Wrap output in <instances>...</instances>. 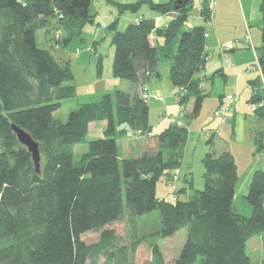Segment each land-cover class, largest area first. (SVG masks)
Returning a JSON list of instances; mask_svg holds the SVG:
<instances>
[{
  "label": "trees",
  "instance_id": "obj_1",
  "mask_svg": "<svg viewBox=\"0 0 264 264\" xmlns=\"http://www.w3.org/2000/svg\"><path fill=\"white\" fill-rule=\"evenodd\" d=\"M93 3L0 0V264H136L142 244L182 229H187V239L177 259L166 262L159 245L150 243L152 259L145 264H254L246 250L252 238L264 236V169L252 176L246 197L253 206L250 217L235 211L238 166L228 153L206 155L204 189L191 200L177 196L184 190L173 192V202L157 197L158 183L181 165L188 130L169 123L153 134L147 84L159 77V62L169 59L174 87L186 90L180 105L193 99L191 116L199 115L207 94L197 75L209 54L206 25L184 29L194 0L178 10L177 0L151 5L161 14L175 13L166 29H156L143 17L125 31L117 29L118 21L110 25L116 49L113 76L131 83V90L78 104L66 122L55 118L65 101L76 98L75 76L70 62H59L38 45L36 33L41 20L45 24L49 17L62 16L58 21L67 34L79 36L94 23ZM145 3L114 4L121 13H138ZM205 8L203 18L208 16ZM153 32L165 39L162 47L152 44ZM255 79L250 84L255 86ZM179 94L176 89V98ZM259 98L252 92L249 103ZM254 114L260 126L253 133L254 143L261 154L264 109ZM95 122L107 124L104 137L88 141ZM13 126L39 144V172ZM129 131L146 135L147 149L120 162L117 136ZM78 144H87V150L77 162L73 148ZM154 211L160 212L161 228L140 235L138 218ZM121 223L128 240L114 228ZM92 232L100 236L89 244L84 236Z\"/></svg>",
  "mask_w": 264,
  "mask_h": 264
},
{
  "label": "rangeland",
  "instance_id": "obj_2",
  "mask_svg": "<svg viewBox=\"0 0 264 264\" xmlns=\"http://www.w3.org/2000/svg\"><path fill=\"white\" fill-rule=\"evenodd\" d=\"M201 1L202 0H194V3H193L194 6L192 9L191 15L189 19L187 20L186 25L184 27L185 30H189L196 26H201V25L206 24L205 21L199 18V7L201 5ZM94 2H95L94 3L95 5L97 6L100 5L98 1L96 2L95 0ZM110 9L115 15H118L115 9L113 8H110ZM146 13L157 14L155 11L151 10L148 6H143L142 10H140L138 13L126 12L125 14L120 15L119 22H118V30L125 31L126 28L134 22L135 18H138L142 14L147 15ZM158 14L162 15L160 12H158ZM100 18L101 19L103 18L102 15H99L97 17L96 24L94 27H91L88 25V27L84 30V33L81 38H83L85 42L86 41L89 42L93 38L94 36L93 32L95 30V27L98 25V19ZM49 20L53 25L55 23H58L56 24V29H55L56 34H57L58 33L57 29L60 28L58 20H61V18L56 19L55 17H49ZM44 32L45 31L41 30L40 28L36 33L37 42L41 48H46V45L44 43V41L46 40L42 41V38H44ZM52 34H54L53 29L47 35L48 39H50V36ZM262 36H263V32L260 31V37H259L260 38V44H259L260 49L259 50L261 54H263ZM81 38L76 37L69 43L68 50L70 52L77 47L85 49V43L84 41L81 40ZM172 52L173 53L176 52L175 47ZM209 63L210 62H207L205 68L197 75V77L200 78L202 81L204 92L207 94L204 100V107H203L204 111L201 114L200 118L193 117V116L190 117V115L186 116L185 112L180 113V115L183 113V117H182L183 126L182 127H185L188 130L187 141L182 150L183 162H182L181 168L178 169L177 172H173V173L171 172L170 175L164 177L162 181L158 183L157 197L160 200L166 199L168 201L173 202V199H171L169 195L170 193L172 194L174 193L171 192L172 190L170 187H167L165 181L172 182L173 181L172 176L174 174H176V176L178 177V181L176 182L175 191H178V192L183 191V190L186 191V192H181V193L177 192L179 194V195L177 194V196L180 198L181 201L191 200L196 195L197 191L203 190L204 189V173H205L203 160L208 154H213L214 157H218L220 154L230 149V146H232L233 150H235L237 154V159H238L237 166H238L240 180H244L246 178V173H245L246 172V161L244 158L241 159L240 155L245 153V157H247L246 160L248 163L253 159V154H252L253 152L250 154L251 139H252L251 133L252 134L255 133V131L259 129L260 127L258 123V118H256V115L254 114V112L250 110V108L247 107L248 110L243 111L244 110L243 106H240L238 108L236 107V105L245 104V101H246L245 98L248 97V92L246 94L241 93L239 97H237V95L234 94L237 97V101L233 105V108L236 109V111H234V109L232 110V113L228 116L229 121L226 123L227 126L226 127L223 126L222 129H220V131L215 134L214 143L212 141L211 144H208V139L212 138L210 137L212 135V132L216 131V123H218V121L222 123V120L219 117H217L215 113L219 109V107L222 106L224 102H226V97L228 94L224 92V89L226 90V92H229V93L232 92L228 90L227 88L228 84H225L224 86L223 85L224 82L219 77L216 79L217 83L214 85L213 79L215 78H212V76L217 71V69L216 70L213 69V68H216L215 64H209ZM107 64H108V61H105L104 62L105 79L107 77L106 76L107 71L109 70V65L107 66ZM171 64L172 62L169 59L161 60L158 65L160 77L155 78L153 80V83H158L157 84L158 87L161 81L162 90L168 93L172 91V84L169 80ZM224 69H226V67ZM102 70H103V67H102ZM75 71H76V77H77L75 81H76V84L79 85L80 94L79 96H76L74 100L65 101L62 108L58 112L55 113V118L63 122L67 121L70 112L76 109V107H78V104L91 102L89 97L85 96V91H87L86 88L82 86L87 85L88 82H91L94 85L95 80L98 78L96 66L94 67L87 66L84 70H81L79 72L75 67ZM252 75H254L255 78L257 77L256 72H252ZM102 92H103L102 86L101 84H98V87L96 88L93 96L91 97V100L99 101L102 98V94H103ZM221 94L224 96L222 99L223 101L222 100L220 101L221 96H222ZM159 97L158 95L157 97H152V94H151V98L149 99V108H150L149 121L154 131H156V133H160L166 127V125L168 126L166 120H168L169 122V119L166 118V116H169V117L171 116L174 119L180 118L178 112H179V108H181V105L175 103L174 105H170L171 108H169L168 110H165L162 104L163 102H160L161 100L163 101L164 97H162L163 99H160ZM239 98H240V101L238 104ZM190 104L192 105L193 102L191 101ZM190 104H188L187 106L188 108H190ZM216 105H218V107L215 110L214 108ZM247 105L249 106L248 102H247ZM212 112H213L214 118L218 119L217 121H212L208 119L211 116ZM164 117L166 120L163 122ZM214 118L212 117V119ZM96 124L102 125L101 122H96ZM162 124H164L165 126L163 127V129H160V126H162ZM135 137L137 136H135V134L132 132H130V134L126 136V138L130 140L131 143H136L138 145V142H141V139L139 138V140L135 142L134 141ZM96 138H98V135L95 136L94 131H92L91 134L89 133V135L87 136L88 141L96 139ZM121 139L122 137L118 135L117 141L119 144L120 142H122ZM128 146L129 145L127 144L124 146L126 151L128 149ZM145 148L147 149V143H146ZM86 150H87V144L76 145L73 148V151L75 154V161L78 162L80 160L82 153H84ZM133 156L135 155H131L128 158H131ZM257 156L254 157V161L257 163L256 166H261V163L264 164V158L258 159ZM119 157H120V162H122L123 151L121 147L119 150ZM189 175L193 181L192 186L189 185L188 182L186 181V178ZM250 187H251V184L249 185V189ZM248 194H249V191L246 194V197ZM246 197L244 198L245 200L244 205L242 204L243 201L241 200L240 197L237 198L235 205H236L237 210H239L240 212H244L242 213L244 214V216L250 217L253 214V206L249 204V202L246 200ZM138 225H139L138 227H139L140 235L142 236L158 231L162 225L160 212L154 211L151 214L138 218ZM114 228L118 231V233L121 236H123L125 239L127 238V231H126L124 223H121L115 226ZM99 236H100L99 233L92 232V233L85 235L84 240L89 244L95 243L99 240ZM186 239H187V229H182L170 238L156 239V240L151 241L150 243L158 244L165 261L172 262L175 259H177V257L181 253V250L186 242ZM150 243L146 242L140 246L136 254V260H135L136 264H145L151 261L152 251H151ZM246 252L251 257L254 264H264V236L258 235L252 238L247 244ZM100 264H105L104 260H102Z\"/></svg>",
  "mask_w": 264,
  "mask_h": 264
},
{
  "label": "crops",
  "instance_id": "obj_3",
  "mask_svg": "<svg viewBox=\"0 0 264 264\" xmlns=\"http://www.w3.org/2000/svg\"><path fill=\"white\" fill-rule=\"evenodd\" d=\"M95 1V0H94ZM100 4L99 6L95 5L93 3L91 12L93 15H95L94 18V23L89 24V26L94 27L96 24V19L99 15H102V19H98V25L95 27L94 30V36L91 39V41H84L82 37L84 30L88 27V25L84 28V30L81 32L79 36H69L65 29L61 26L59 23V29H57V34H56V24L54 25L48 20V23L46 22L44 24L43 20H41V30H44V38H42L46 45V50H49L61 63H66L70 62L71 69L73 71V74L75 76L76 80V69L79 71L84 70L87 66H96L97 68V74L98 78L95 80L94 85L91 82H88L87 85H84L82 87H85L87 91H85V96L89 97L91 102H86V103H92V102H97L94 100H91V97L93 96L96 88L98 87V84H101L102 86V97L106 94H111L113 95L116 93L118 90L120 91H129L132 88V84L128 83L127 81L124 80H119L116 79L113 76V63H114V58H115V46L113 44V32L109 29L110 25H112L115 21L119 22V16L125 14L121 13L118 6L114 3L121 4V5H130V4H135L139 2H146L143 4V6H148L151 10L155 11L157 14H142L139 17H143L145 19H150L155 23L156 29H166L171 22L174 20L175 13H169V14H162L159 15L158 11L153 9L151 5H164L171 3L174 0H111L114 3H110L108 0H96V2ZM178 1V0H177ZM216 5H215V10H214V16H213V27L209 30L208 36L206 37L207 39V53L209 54V59L207 62H210L209 64H215L217 71L213 74L212 78L214 85L217 83V78L219 77L225 84H228V90L232 92H226L224 89V92L228 95H239L241 93L246 94L248 92V97L245 98V104L244 105H236V107L243 106L244 110H248L247 107V102L249 103V100L252 95V91L250 89V83L255 79V76L252 75V73L248 70L249 66L254 62L255 59V53L249 49L248 45L245 43V36L247 34V28H249V32L251 34L252 42L253 45L257 49V55L261 56L260 52V31L263 32V27H264V20H263V12H264V0H215ZM142 6V8H143ZM201 7V5H200ZM200 7H199V18H201L203 21V15L200 12ZM110 8H113L116 10L118 15H115ZM142 8L140 10H142ZM139 10V11H140ZM138 17V18H139ZM138 18H135L134 21ZM58 22V21H57ZM134 23V22H133ZM206 25V24H204ZM54 26V27H53ZM54 30V34L50 36V39H48L47 35L51 32V30ZM118 29V25H117ZM76 37L81 38L82 41L85 43V49H82L80 47L75 48L71 52L68 50L69 43ZM57 38V39H55ZM150 40L153 45L157 47H162L165 43V39L163 37H158L155 32H153L150 36ZM233 43H237L238 47L235 50H226L224 48L223 52L220 51V47L222 45L224 46H230ZM108 61L107 66L109 65V70L107 71V77L105 79L104 75V62ZM103 67V70H102ZM226 67V69H224ZM158 72H159V68ZM214 70V71H215ZM160 77V74H159ZM158 76L156 78H159ZM155 78L151 79V81L147 84V87L149 89V92L152 94L153 97H158L161 100L160 102H163V106L165 110H168L171 108L170 105H174L175 103L180 105L179 100H177L175 93L176 89L171 81V78L169 77V80L172 84V91L171 92H165L162 90V84L160 81V85L158 87V83H153V80ZM97 85V86H96ZM74 86L76 88V96H79V85L76 84V81H74ZM81 87V85H80ZM88 88V89H87ZM202 88L203 84H202ZM81 91V90H80ZM140 91L142 92L140 87ZM223 92V93H224ZM156 94V95H155ZM225 94V95H226ZM222 95V94H221ZM227 95V96H228ZM223 95L221 96L220 101L223 99ZM175 99V100H174ZM170 101V102H169ZM176 101V102H175ZM193 102L191 105L190 102ZM223 101V100H222ZM240 98L238 100L239 104ZM85 104V103H82ZM157 104V103H155ZM188 104H190V108H188ZM149 105V103H148ZM194 105V100L190 99L188 100L184 105H181V108H179V117L183 116V113L180 115L181 112H185L186 116L192 114V109ZM219 105V103H218ZM218 105L215 106V110L217 109ZM204 107V103H203ZM201 109L200 113L197 118L201 117V114L203 113L204 109ZM214 110V111H215ZM213 111V112H214ZM236 111V109H234ZM213 112L211 116L208 118L209 120L212 121H217L218 119H215L213 116ZM169 116H166V118ZM212 117L214 119H212ZM257 118V117H256ZM165 117L163 122L165 121ZM235 120V119H234ZM167 124L169 126L168 120ZM150 123V121H149ZM102 125H97L96 122L92 123L90 125V131L89 133L91 134L92 131L95 132V136L98 135V138L104 137V132L106 129L107 124L105 122H101ZM152 127V125L150 124ZM165 125L162 124L160 126V129H163ZM164 129H166L168 127ZM226 127V123L222 124L218 121L216 123V131L212 132V140L214 143L215 140V134L222 129V127ZM153 129V128H152ZM163 129V130H164ZM129 131L125 136H120L122 137V142L120 144L118 143L119 150L120 147L123 151V159H126L130 157L131 155H135L131 158H137L143 154L145 151L146 147V135L137 133V132H132L135 134L134 141H138L139 138L141 139V142H138V145L136 143H131L130 140L126 138L127 135L130 134ZM153 134H158L156 131L153 129ZM125 137V138H124ZM251 147H250V154H253V159L248 163L245 157V153L240 155L241 159H245L246 161V178L244 180H240L238 178L237 186H236V195L234 198V208L235 211L240 214L244 215L237 210L236 208V200L238 197L241 198L243 201L244 205V198L246 197V194L249 191V185L252 182V176L253 173L256 170L264 169V164L261 163V166H256L257 163L254 161V157L259 154H256V148H255V143H254V135L251 133ZM96 138V139H98ZM122 144V145H121ZM129 145L128 149L124 148L125 145ZM183 150V149H182ZM228 153L233 156L235 159L236 164H238V159H237V154L236 151L233 150L232 146H230V149L226 150L222 154H220L218 157L221 155ZM239 155V154H238ZM261 158H264V152L260 154ZM181 165L183 162V155L181 152ZM257 156V157H258ZM216 157V158H218ZM259 159V158H258ZM181 165L178 169L181 168ZM257 168H256V167ZM177 172V170L172 171ZM171 172L169 173V175ZM238 176H239V171H238ZM186 181L188 182L189 185L192 186L190 181H192L190 175L186 178ZM193 182V181H192ZM166 183V181H165ZM183 192H186L185 190ZM241 201V202H242ZM250 257V256H249ZM251 258V257H250Z\"/></svg>",
  "mask_w": 264,
  "mask_h": 264
},
{
  "label": "built area",
  "instance_id": "obj_4",
  "mask_svg": "<svg viewBox=\"0 0 264 264\" xmlns=\"http://www.w3.org/2000/svg\"><path fill=\"white\" fill-rule=\"evenodd\" d=\"M204 5H206L205 9L208 11L207 12L208 16L206 18H204L205 22H206V27H207L205 35L207 37L209 30L213 27V16H214V10H215L216 2H215V0H202L201 1V7H200L201 13L204 10ZM60 18H62V16ZM142 19L143 18L136 19L134 21L135 24L139 25L142 22ZM245 43L248 45L249 49L255 53L254 62L248 68V70L251 73L252 72L257 73V77L255 79L257 84L255 86L250 84V89L255 94L259 93L260 98L256 102L249 103L250 110L255 113L256 111H258L260 109H264V71H263L264 63H263V55L259 56L256 54L257 49L253 45L251 34L249 32V28H247V34L245 36ZM237 47H238V44L233 43L230 46L222 45L219 49L221 52H223L224 48L226 50H235V49H237ZM177 90L180 93L178 98H177L179 100L186 94V90L184 88H182V89L177 88ZM145 91H147V89H145ZM144 96L146 99L149 97V95H144ZM236 101H237V97L235 95H228L226 97V102H224L223 105L220 106L219 109L216 111L215 115L222 120L223 124H225L229 121L228 116L232 113V110L234 109L233 105ZM167 118L169 119L170 123L177 124L180 127L183 126L182 118L178 121H176V119H173L171 117H167ZM258 158L260 159L261 155H259ZM177 181H178V177L175 175V176H173L172 182H166L167 187H170L172 192L175 191ZM170 198H174V196H172V193H170Z\"/></svg>",
  "mask_w": 264,
  "mask_h": 264
},
{
  "label": "water",
  "instance_id": "obj_5",
  "mask_svg": "<svg viewBox=\"0 0 264 264\" xmlns=\"http://www.w3.org/2000/svg\"><path fill=\"white\" fill-rule=\"evenodd\" d=\"M189 3V0H178L177 5L178 7L176 10H178L182 6H186ZM263 20H264V12H263ZM262 42H263V63H264V27H263V36H262ZM264 71V67H263ZM13 129L15 133L17 134V137L21 144L25 145L29 152L32 154L33 160L35 162L37 171H40V162H41V154H40V147L37 142L33 140L31 135H29L27 132H25L22 129H19L16 126H13Z\"/></svg>",
  "mask_w": 264,
  "mask_h": 264
}]
</instances>
